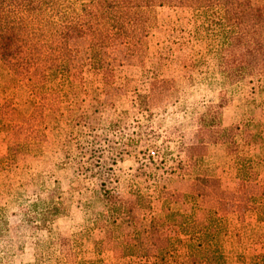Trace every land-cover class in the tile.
<instances>
[{"label":"rangeland","instance_id":"rangeland-1","mask_svg":"<svg viewBox=\"0 0 264 264\" xmlns=\"http://www.w3.org/2000/svg\"><path fill=\"white\" fill-rule=\"evenodd\" d=\"M122 47L119 38L109 37L90 49L84 32L71 33L66 78L80 83V89L73 96L62 87L61 106L51 112L44 102L41 118L31 115L24 81L7 82L0 70V102L7 101L27 126L44 135L40 146L16 164L6 159L11 157L0 132V160L7 161L0 164V228L18 238L0 242V264H155L159 239L169 240L164 254L169 264H187L175 251L178 239L186 241L178 217L189 216L195 205L217 203L228 215L223 264H264V66L251 59L252 73L238 80L246 64L244 50L228 46L216 16L205 12L156 9L145 56L125 57ZM137 95L138 101L144 99L142 113L131 106ZM209 101L214 108L205 115L202 105ZM82 122L94 131L82 130ZM89 132L97 135L95 150H103L111 163L125 205L131 208L128 193L135 187L151 199L144 203L145 221L133 208L121 237L101 246L93 244L101 237L95 227L104 210L69 177L72 170L84 169L73 159L91 139ZM141 145L157 146L159 160L148 162ZM239 157L251 161V180L238 179ZM200 179L216 186L196 196ZM154 186L167 187L170 201L158 198ZM53 208L59 213L51 221L52 213L42 210ZM150 218L154 233L148 230ZM135 237L145 251L143 260L121 256L115 244ZM62 239L69 240V253Z\"/></svg>","mask_w":264,"mask_h":264},{"label":"trees","instance_id":"trees-1","mask_svg":"<svg viewBox=\"0 0 264 264\" xmlns=\"http://www.w3.org/2000/svg\"><path fill=\"white\" fill-rule=\"evenodd\" d=\"M161 8L214 14L228 46L240 45L244 50L246 64L239 68L238 80L242 79L244 74L252 73L250 63L253 60L256 61L254 64L264 66L262 0H0V70L8 76L7 82L16 79L24 81L29 92L31 115L41 118L44 102L51 112H56L61 106L66 96L62 87H68L70 95L73 96L80 89V83L73 84L66 78L69 69L68 37L71 33L84 32L90 49L99 48L106 38H119L125 57L143 58L147 52L149 32L155 24V11ZM139 99L141 97L137 95L131 106L135 111L142 113L146 107L144 99L142 98V102L138 101ZM105 106L110 107L111 104L107 103ZM202 108L203 114L209 115L214 107L209 101L202 105ZM211 124L207 126L209 129L214 128ZM81 128L87 131L95 129L83 122ZM236 128L235 126L233 130ZM0 132L5 134L7 156L11 157L6 159L16 164L24 162L29 156L27 151L38 148L42 137L44 138L43 130L27 126L25 118L7 101L0 102ZM91 134L88 133L91 139L84 141L85 145L80 148L79 155H75L73 159L75 166L84 169L72 170L69 177L76 179L85 193H89L91 198L93 196V201L96 200V206L100 205L104 210L105 218L97 221L95 227L101 237L93 244L101 246L104 240L113 241L116 237H121L127 224V214L133 208L142 212L141 219L145 221L143 211H146L147 206H144V203L151 199L148 193H141L135 187L128 193L133 201L131 208L125 205L123 199L127 197L125 194H118L119 181L110 170L111 163L108 162V157L104 156L103 150H95L97 135L90 136ZM135 142L141 143L138 139ZM141 152L148 162L159 160L158 148L155 145H141ZM3 160L5 158L0 160V164L7 163ZM236 160L237 166L240 167L238 179L251 180V177L255 176L251 161L240 157ZM175 175L182 178L183 173ZM36 179L37 177L34 181ZM163 179L169 181L167 177ZM202 181L204 179L195 181L198 190L196 196L202 194L201 189L216 186L211 179L206 181L207 185L205 181L202 184ZM154 188L158 198H163V202L165 199L170 201L171 193L167 187ZM218 205L219 203L211 207L195 205L189 216L178 217V230L187 242L178 239L175 251L180 250L187 264L224 263L221 246L222 239L227 235L228 215L220 213ZM1 211L0 217L3 218ZM42 211L43 214L52 213L54 218L50 219L51 221L56 219L55 216L59 213L54 208L51 211ZM150 219L148 230L154 233V223L152 218ZM34 222L37 224L35 229L40 230L43 225L41 221ZM2 224L4 221L0 220V225ZM17 239L12 238L7 229L0 228V242L11 243ZM60 242H66V251L69 253V240L62 239ZM167 242L169 240H158L157 263L169 264V259L164 258ZM115 244L120 248L123 257L138 260L146 258L137 237L128 243L121 240L115 241Z\"/></svg>","mask_w":264,"mask_h":264}]
</instances>
